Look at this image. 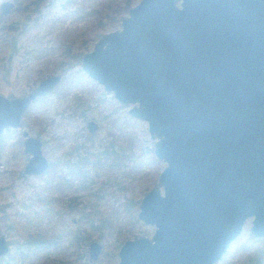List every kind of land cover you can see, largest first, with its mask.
Returning a JSON list of instances; mask_svg holds the SVG:
<instances>
[{
    "label": "water",
    "instance_id": "water-1",
    "mask_svg": "<svg viewBox=\"0 0 264 264\" xmlns=\"http://www.w3.org/2000/svg\"><path fill=\"white\" fill-rule=\"evenodd\" d=\"M13 9L3 2L0 15ZM126 14L79 62L146 124L153 156L165 164L137 205L153 234L124 241L116 264H216L247 219L250 235L264 237V0H140ZM60 81L0 94V135L20 130L31 103ZM20 137L28 156L20 176H43L42 142L24 130ZM8 250L0 235V258ZM101 250L90 242L88 263Z\"/></svg>",
    "mask_w": 264,
    "mask_h": 264
},
{
    "label": "rangeland",
    "instance_id": "rangeland-1",
    "mask_svg": "<svg viewBox=\"0 0 264 264\" xmlns=\"http://www.w3.org/2000/svg\"><path fill=\"white\" fill-rule=\"evenodd\" d=\"M0 0L11 3L15 8L29 6V23L21 30H15L5 41L0 40V56L8 55L9 45L14 41L16 55L4 63L3 68L16 74V82L11 85H0V94L8 97H19L26 94L42 79L60 75L65 82L64 91L77 94L82 106L73 109L70 103L59 100L62 93L61 85L44 102L33 103L21 120L20 130H6L0 135L4 147L0 153V235L9 245L6 256L0 258V264H27L29 260L20 261L14 256L15 248L20 244L15 231L8 228L11 223L8 216L22 214L21 205L27 206L33 192L41 186L42 178L24 177L19 173L26 163L27 155L22 151L21 143L17 142L21 130L29 136L40 139L43 143L42 154L49 164H59L57 170L67 173L63 162L67 152L74 147L88 153L91 160L103 150L110 153L107 163L92 173L90 182L85 188H79L77 181L66 190L62 199L67 204L60 213L62 226H55L56 232L69 230L77 232L78 237L87 236L89 242L96 241L101 253L95 262L90 264H116L117 252L124 241L138 237L150 238L154 228L143 225L137 218V205L143 195L156 183L157 177L165 164L153 156L154 140L149 138L144 122L130 118L128 107L120 106L112 94L105 93L95 82L91 81L79 68L73 65L70 72L45 67V58L26 62L24 53L40 50L51 54L50 60L59 58V48H80L82 53L91 51L97 38L108 32L119 30L120 22L104 21L102 31L91 32L85 28L92 21V9L98 10L104 0ZM140 0H128L129 7L135 6ZM13 9V10H14ZM11 12L6 18L14 15ZM126 12L118 18L126 17ZM1 25V24H0ZM71 77V78H70ZM58 94V95H57ZM98 125L95 133L90 135L85 125L88 121ZM86 135L91 139L85 141ZM110 144V147H109ZM84 150V151H83ZM17 173V174H15ZM18 176V177H17ZM69 199H74L68 202ZM69 205V207H68ZM14 215V218L19 216ZM85 216V217H84ZM252 218L247 219L237 238L229 245L226 253L216 264H248L254 257L255 264H264V238L255 239L249 233ZM56 223V221H55ZM57 234V233H56ZM88 242V243H89ZM87 245V244H86ZM83 247L77 251H64L59 254H47L36 258L28 264H89L85 247V256L77 263H71L76 255L82 254ZM15 259V260H14Z\"/></svg>",
    "mask_w": 264,
    "mask_h": 264
},
{
    "label": "trees",
    "instance_id": "trees-1",
    "mask_svg": "<svg viewBox=\"0 0 264 264\" xmlns=\"http://www.w3.org/2000/svg\"><path fill=\"white\" fill-rule=\"evenodd\" d=\"M41 1L42 0H37L34 3L36 5ZM128 7V0H104L99 4L98 10L95 8L92 9L91 15L93 19L91 22H87L85 28L91 30V32L99 33L105 28V25L103 24L104 21L107 23H110L112 20L120 22V18L118 17L121 13L127 12ZM13 12H16L15 18L14 15L13 17L8 16L3 19L0 18V40L5 41L15 30H21L24 25L29 23V14L32 12V10L29 9V6L15 8ZM9 52L10 53L6 56L5 54L0 56V85H11L14 81L17 85L18 82L16 74L14 77V74H12L9 69L4 70L2 67L4 63H9L12 56L17 54L16 51H14V41L9 45ZM82 54L84 53L80 51V48H76L72 51L69 47L64 48L60 46L59 58L55 61L50 60L51 54L46 52L42 53L40 50H32L29 53H24L23 57H26L27 63L31 60L37 61L40 58H45V67L54 65L53 69H57L61 71V73H68L71 71L73 65L79 64ZM65 82H67V79L63 80V78H61L58 86L61 85L60 88H62V93H59V95L57 94V98L66 103H70L73 109L80 108L82 103L80 102L79 96H77V94L68 95L67 92L64 91L66 85L64 84ZM58 86L50 95L55 93ZM49 96L40 98L35 102L38 101L42 103ZM90 135H86L85 141L91 139ZM17 142L21 143L20 139ZM3 147L4 143L0 141V153ZM77 149L78 148L76 147L67 152L68 157L63 162L67 173L61 174V172L57 170L59 164H50L47 173H45V177L42 178L41 186L33 192L32 198L29 199V204L27 206L20 204L22 214L19 215L16 211L14 215L19 216L15 218L14 215L8 216V219L11 222L8 228L13 232L15 231L16 236L20 241V244L15 248V250L18 251V254L14 256V258L21 262L29 260V263L30 260L34 261L36 258L44 257L50 253L59 254L64 251H77L79 250V245H82L83 247V250L81 249L82 254L81 256L77 254L71 263H77L80 259L83 260L81 257L85 256V247L90 241L87 236L78 237L77 232H71L69 230H63L58 234L54 229V225L63 227L64 223L60 219V213L64 210V205L67 203L63 202L61 197L63 193L70 188L71 183L74 181L79 183L80 189L85 188L90 182L92 173L94 174L99 167L107 163L106 161L110 153L114 156H116V154L114 151L107 150L103 147L101 152H98L96 156L89 160L86 151L80 156L76 153ZM67 176L68 178H66ZM71 200L73 199H69L68 202ZM8 245L13 246V243H8Z\"/></svg>",
    "mask_w": 264,
    "mask_h": 264
},
{
    "label": "flooded vegetation",
    "instance_id": "flooded-vegetation-1",
    "mask_svg": "<svg viewBox=\"0 0 264 264\" xmlns=\"http://www.w3.org/2000/svg\"><path fill=\"white\" fill-rule=\"evenodd\" d=\"M37 100H38V99H37ZM34 102H35V101H34ZM32 103H33V102H32ZM32 103H31V104H32ZM22 117H23V116H22ZM39 140H40V139H39ZM20 141H21V140H20ZM22 141H23V139H22ZM40 141H41V140H40ZM41 142H42V141H41ZM21 145H22V142H21ZM42 145H43V143H42ZM74 148H76V147H74ZM68 152H69V151H68ZM76 153H77L78 155H80L78 149L76 150ZM76 153H75V154H76ZM43 156H44V155H43ZM27 158H28V157H27ZM44 158H45V156H44ZM45 160H46V162H47V169H46L45 173H47L50 164H49V162L47 161L46 158H45ZM26 161H27V160H26ZM23 166H24V165H23ZM22 168H23V167H22ZM21 170H22V169H21ZM20 173H21V172H20ZM20 173H19V176H20ZM45 173H44V174H45ZM20 177H21V176H20ZM21 178H22V177H21ZM34 178H36V177H34ZM66 178H68V176H67ZM74 182H75V181H74ZM72 183H73V182H72ZM72 183H71V185H72ZM73 200H74V199H73ZM250 226H251V225H250ZM263 238H264V237H263ZM261 239H262V238H261ZM89 243H90V242H89ZM89 243H88V244H89ZM7 245H8V244H7ZM8 247H9V245H8ZM8 251H9V250H8ZM226 251H227V250H226ZM86 253H87V252H86ZM225 253H226V252H225ZM6 255H7V254H6ZM6 255H5V256H6ZM1 258H2V257H1ZM221 258H222V257H221ZM221 258H220V259H221ZM253 260H254V257L252 256V257L249 258V260L247 261V263H248V264H255L256 262H254ZM87 263H88V262H87ZM89 264H90V263H89Z\"/></svg>",
    "mask_w": 264,
    "mask_h": 264
}]
</instances>
